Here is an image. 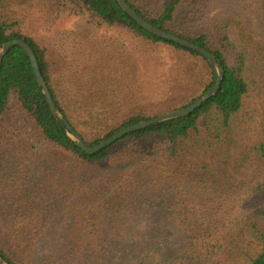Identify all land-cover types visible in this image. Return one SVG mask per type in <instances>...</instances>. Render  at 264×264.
Returning a JSON list of instances; mask_svg holds the SVG:
<instances>
[{"label": "trees", "instance_id": "trees-1", "mask_svg": "<svg viewBox=\"0 0 264 264\" xmlns=\"http://www.w3.org/2000/svg\"><path fill=\"white\" fill-rule=\"evenodd\" d=\"M127 2L212 52L222 86L192 114L90 155L14 46L0 69V256L7 264H264V124L242 127L245 117L257 121L249 100L264 109V0ZM76 17L128 39L66 28ZM15 39L32 47L89 147L187 108L217 81L202 54L148 32L116 0H0V50Z\"/></svg>", "mask_w": 264, "mask_h": 264}, {"label": "water", "instance_id": "water-1", "mask_svg": "<svg viewBox=\"0 0 264 264\" xmlns=\"http://www.w3.org/2000/svg\"><path fill=\"white\" fill-rule=\"evenodd\" d=\"M117 3L120 5V7L132 18L134 19L140 26H142L145 30L148 32L168 41H172L176 44H179L185 48L191 49L193 51H196L200 54H202L213 66L215 74L217 76V81L214 87L209 90L202 98L191 104L185 109H180V110H175L168 112L166 114H162L154 119L148 120V121H142L134 125H130L121 131L117 132L114 134L112 137L109 139L103 141L99 145L89 147L86 145L83 137L75 130L73 129V126L69 122V120L63 115V113L60 111L58 108L56 102L53 99L52 93L47 85V82L40 70L39 63L37 60V57L35 55V52L33 51L32 47L28 45L27 42H25L22 39H15L9 42L4 43L2 45V48L0 50V69L2 66V61L5 57V55L11 50L14 46H18L22 48L25 53L28 55L33 72L35 74V77L37 79L38 84L41 86L43 89V92L46 96L47 102L49 104V107L55 116V118L59 121H62L65 126L67 127V130L70 131L72 136L75 138L77 145L79 148H81L84 152L92 155L96 154L105 148L115 144L118 140L122 139L128 134H131L133 132L145 129L151 125L164 122V121H169V119L172 118H181L188 116L201 108L205 103H207L210 99H212L220 90L223 80H224V72L223 68L220 66L219 62L217 61L215 55L210 52L208 49L199 46L198 44H195L189 40L180 38L177 35H174L172 33H168L166 31L161 30L160 28L150 24L147 20H145L142 16L139 15V13L127 2V0H116ZM0 264H7L5 260L0 256Z\"/></svg>", "mask_w": 264, "mask_h": 264}, {"label": "rangeland", "instance_id": "rangeland-1", "mask_svg": "<svg viewBox=\"0 0 264 264\" xmlns=\"http://www.w3.org/2000/svg\"><path fill=\"white\" fill-rule=\"evenodd\" d=\"M13 1L14 2H22L23 0H13ZM65 27L70 28V29H76L79 31L81 30V31L87 32L89 34L122 37L124 40L128 39V37L126 35L121 34L114 29H112V30L106 29V28L99 29L97 27L92 26L91 24H89L86 17L71 18L65 23ZM247 109L249 111L252 110L253 112L256 111L258 114H257V121L256 120L255 121H249V119L247 117H245V119L243 120V123H242V127L244 130H246L250 124L252 127H255L256 125H258V123L264 124V122L260 121V120H264V109L258 104L257 100H255V99L249 100L247 102ZM247 136L251 137V134L249 133ZM208 162H210V161H208ZM260 226H261L262 230L264 231V221L260 223Z\"/></svg>", "mask_w": 264, "mask_h": 264}]
</instances>
